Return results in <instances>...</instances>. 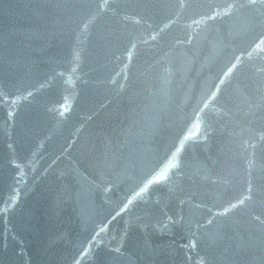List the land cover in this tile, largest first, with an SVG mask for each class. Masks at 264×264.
Segmentation results:
<instances>
[{
	"label": "water",
	"instance_id": "95a60500",
	"mask_svg": "<svg viewBox=\"0 0 264 264\" xmlns=\"http://www.w3.org/2000/svg\"><path fill=\"white\" fill-rule=\"evenodd\" d=\"M0 264H264V0H0Z\"/></svg>",
	"mask_w": 264,
	"mask_h": 264
}]
</instances>
